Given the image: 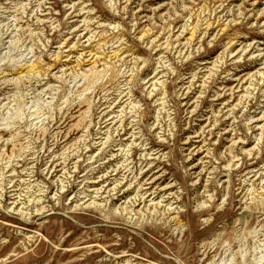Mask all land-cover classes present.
<instances>
[{"label": "rangeland", "instance_id": "1", "mask_svg": "<svg viewBox=\"0 0 264 264\" xmlns=\"http://www.w3.org/2000/svg\"><path fill=\"white\" fill-rule=\"evenodd\" d=\"M0 264H264V0H0Z\"/></svg>", "mask_w": 264, "mask_h": 264}, {"label": "bare ground", "instance_id": "2", "mask_svg": "<svg viewBox=\"0 0 264 264\" xmlns=\"http://www.w3.org/2000/svg\"><path fill=\"white\" fill-rule=\"evenodd\" d=\"M80 55V54H79ZM153 84V83H152ZM187 90V89H186ZM97 168V167H96ZM122 168V167H121ZM124 179V178H123Z\"/></svg>", "mask_w": 264, "mask_h": 264}]
</instances>
